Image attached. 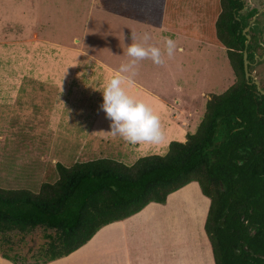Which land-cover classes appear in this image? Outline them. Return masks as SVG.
<instances>
[{
  "label": "trees",
  "instance_id": "trees-1",
  "mask_svg": "<svg viewBox=\"0 0 264 264\" xmlns=\"http://www.w3.org/2000/svg\"><path fill=\"white\" fill-rule=\"evenodd\" d=\"M178 0H98L110 14L163 27ZM237 0H203L200 38L221 48L235 81L211 94L185 141L131 165L111 159L55 163L37 192L0 188V255L13 264H46L85 245L103 226L123 220L191 182L210 200L204 224L214 264H264V96L244 79L245 36ZM247 60L253 54L247 49ZM251 71V68H248ZM55 178V181H53ZM42 235L26 248L19 236ZM17 243V244H16Z\"/></svg>",
  "mask_w": 264,
  "mask_h": 264
},
{
  "label": "rangeland",
  "instance_id": "rangeland-1",
  "mask_svg": "<svg viewBox=\"0 0 264 264\" xmlns=\"http://www.w3.org/2000/svg\"><path fill=\"white\" fill-rule=\"evenodd\" d=\"M202 2L178 0L180 12L157 28L110 14L98 0H0V188L37 192L44 173L55 172V163L69 167L111 159L131 165V159L142 156L119 136L107 142L97 132L110 130L100 109L104 86L130 59L126 47L132 36L141 42L146 32L149 44L162 51L161 37H171L177 51L172 58L165 55L163 65L140 61L134 86L127 91L154 112L163 111L161 99L191 101L188 132L194 133L209 96L223 93L235 81L225 52L200 38ZM63 45L78 46L70 50L74 56ZM76 52L82 56L74 63L81 65L86 58V67L71 66ZM16 164L22 168L14 169ZM42 238L15 239L22 243L26 261H32L26 248Z\"/></svg>",
  "mask_w": 264,
  "mask_h": 264
},
{
  "label": "crops",
  "instance_id": "crops-1",
  "mask_svg": "<svg viewBox=\"0 0 264 264\" xmlns=\"http://www.w3.org/2000/svg\"><path fill=\"white\" fill-rule=\"evenodd\" d=\"M75 41L80 43L77 38ZM41 45L46 46L45 43ZM62 47L69 52L78 46L70 47L71 49L64 45ZM60 48L57 49L58 53ZM77 53L76 57L69 60L70 63L81 59L82 53ZM72 55L74 56L71 52V57ZM85 61L87 62L86 58ZM73 63L71 66L75 69L87 66L85 63H80L81 65ZM98 63L99 61L95 64ZM89 66L91 64L88 63V68ZM16 94L17 92L14 93L15 96ZM160 101L158 105L163 107V111L158 110L159 112L155 113L161 119L165 140L159 145L130 144L133 145L136 155L142 153L139 157L164 154L171 141L178 139L184 142L185 135L191 128L189 121L191 107H188L191 101L176 98L171 102L162 99ZM97 134L99 138L107 139V142L118 139V136L112 137L100 131ZM121 140L123 145L129 144L122 138ZM135 157L131 160H136L137 156ZM17 167L22 168V165L16 164L14 169ZM14 173L17 174L16 171ZM209 204L210 200L201 193L198 184L191 182L169 194L165 203H149L138 213L103 226L85 245L68 256L52 262L55 264H214L211 246L204 231Z\"/></svg>",
  "mask_w": 264,
  "mask_h": 264
},
{
  "label": "clouds",
  "instance_id": "clouds-1",
  "mask_svg": "<svg viewBox=\"0 0 264 264\" xmlns=\"http://www.w3.org/2000/svg\"><path fill=\"white\" fill-rule=\"evenodd\" d=\"M150 39L151 36L147 32L142 35L141 42H136L135 36H132V43L126 47V55L130 59L119 66L106 82L102 92L103 103L100 109L111 122L110 130L102 133L112 137L119 136L133 145H159L165 140L159 115L127 91V88L134 86L133 77L137 74L140 61L151 60L155 65H163L165 55L172 58L177 51L176 42L171 37H161L164 43L163 51L149 44ZM0 264H11V261L0 258Z\"/></svg>",
  "mask_w": 264,
  "mask_h": 264
},
{
  "label": "flooded vegetation",
  "instance_id": "flooded-vegetation-1",
  "mask_svg": "<svg viewBox=\"0 0 264 264\" xmlns=\"http://www.w3.org/2000/svg\"><path fill=\"white\" fill-rule=\"evenodd\" d=\"M235 19L246 38V51L248 49L254 59L253 62H249L250 77L245 81L254 84L257 91L260 88L264 93V79L261 74L264 71V0H237ZM255 82H258V85Z\"/></svg>",
  "mask_w": 264,
  "mask_h": 264
},
{
  "label": "water",
  "instance_id": "water-1",
  "mask_svg": "<svg viewBox=\"0 0 264 264\" xmlns=\"http://www.w3.org/2000/svg\"><path fill=\"white\" fill-rule=\"evenodd\" d=\"M247 30V29H245ZM247 39H249V37L247 36ZM247 42L245 43V49L243 51V69H244V78L245 80H248V78L250 77V73L248 72V67L250 65L249 61L247 60ZM256 85H258V82H255ZM258 91L264 95V93L260 90V88H258Z\"/></svg>",
  "mask_w": 264,
  "mask_h": 264
}]
</instances>
